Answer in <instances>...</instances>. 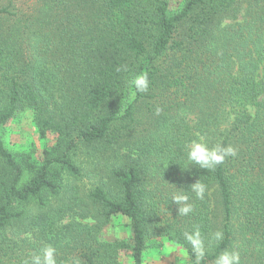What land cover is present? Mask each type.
I'll list each match as a JSON object with an SVG mask.
<instances>
[{
    "label": "trees",
    "instance_id": "16d2710c",
    "mask_svg": "<svg viewBox=\"0 0 264 264\" xmlns=\"http://www.w3.org/2000/svg\"><path fill=\"white\" fill-rule=\"evenodd\" d=\"M28 2L0 0V129L28 111L55 141L32 159L0 134V264L49 245L57 264H142L162 238L194 264L195 227L202 264L223 251L264 264V0ZM138 74L145 92L130 84ZM201 139L236 155L190 164ZM83 150L98 161L86 167ZM112 226L128 234L109 238Z\"/></svg>",
    "mask_w": 264,
    "mask_h": 264
},
{
    "label": "clouds",
    "instance_id": "9594fccd",
    "mask_svg": "<svg viewBox=\"0 0 264 264\" xmlns=\"http://www.w3.org/2000/svg\"><path fill=\"white\" fill-rule=\"evenodd\" d=\"M131 86L137 92H145L148 88V77L145 74L135 75L130 80ZM159 111V109L157 110ZM187 160L190 164L198 165L201 169L212 170L225 161L226 157L235 156L236 150L232 146L209 147L201 140H193L187 145ZM192 192L196 198L202 200L205 195L206 185L197 180L191 185ZM172 200L180 204L189 200V196L183 191L177 192L172 196ZM193 211L191 204H185L180 207L179 214L186 215ZM186 241L191 245L192 253L194 254V264H202L206 256L205 238L202 236L199 227H195L191 233H184ZM212 238L220 241L224 238L222 231H216L212 234ZM210 247V246H208ZM56 249L51 245L44 247L40 254L34 255L30 260H25L24 264H57L55 259ZM78 264V262H77ZM215 264H240V255L236 251H223L215 258Z\"/></svg>",
    "mask_w": 264,
    "mask_h": 264
},
{
    "label": "rangeland",
    "instance_id": "374dc122",
    "mask_svg": "<svg viewBox=\"0 0 264 264\" xmlns=\"http://www.w3.org/2000/svg\"><path fill=\"white\" fill-rule=\"evenodd\" d=\"M18 3L26 2L28 0H15ZM30 2V0H29ZM28 2V3H29ZM19 6V5H17ZM1 139L6 149L14 155L29 156L32 159H39L42 157V151L52 145L55 141V136L48 134L41 138L33 124L32 115L26 111L19 114L0 129ZM83 150L79 154V159L89 165L91 162L98 161V154ZM93 182V177H86L83 183L86 187ZM37 205L32 202L25 206V212L35 211ZM120 220L114 221V223ZM124 223V221H121ZM106 234L109 238L125 237L128 234L127 228L112 226L107 229ZM160 247H149L143 253L142 264H184L187 261L185 251L178 245L162 238L159 240Z\"/></svg>",
    "mask_w": 264,
    "mask_h": 264
}]
</instances>
